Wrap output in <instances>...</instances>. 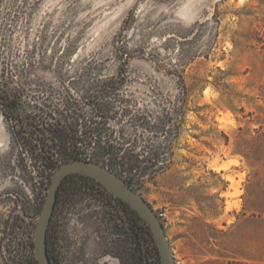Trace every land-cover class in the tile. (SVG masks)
Masks as SVG:
<instances>
[{
	"label": "rangeland",
	"instance_id": "rangeland-1",
	"mask_svg": "<svg viewBox=\"0 0 264 264\" xmlns=\"http://www.w3.org/2000/svg\"><path fill=\"white\" fill-rule=\"evenodd\" d=\"M73 113L140 158L161 152L133 186L176 264H264V0H0V264H35L55 165L39 139L50 150Z\"/></svg>",
	"mask_w": 264,
	"mask_h": 264
},
{
	"label": "trees",
	"instance_id": "trees-1",
	"mask_svg": "<svg viewBox=\"0 0 264 264\" xmlns=\"http://www.w3.org/2000/svg\"><path fill=\"white\" fill-rule=\"evenodd\" d=\"M4 100L6 101V106H10L11 108H15L19 104V96L17 95L4 97ZM4 111L8 112L7 109H4ZM10 113L15 114L16 111H10ZM97 116H101L102 122L107 119V116L101 111L97 112ZM70 118H72L73 124L66 127L58 125V127L50 129L54 141L50 150H45L42 139H39V150L42 153V156L53 160L55 162L54 168L58 162L60 163V159H65L62 163L74 159H88L101 163L115 171L130 186H132V188H134L133 182L137 180L135 173H145L149 168L155 167L159 162L162 166L158 167V169L164 167V163L158 159V154L161 152L156 153L153 151L149 157L140 158L139 153L135 151V145L130 147V150H127L122 144L102 141V129H100V127H86L85 125L84 129H82L77 127L76 123L79 120H83L84 116L73 113ZM80 129H82L85 137L92 136L96 137V139L86 145L79 144V141L76 140V134ZM160 146L164 148V145ZM85 193L94 194L97 199L99 198L98 196H100V200L103 201L104 204L112 203L114 201L119 202L125 206L129 212L135 213L136 264H160L159 251L147 223L137 211L111 194L94 178L79 173L68 175L59 185L56 202L59 203L62 208L67 204L78 203L77 201ZM49 230L50 225L48 227L46 238L48 256ZM34 262L35 264H39L36 257H34Z\"/></svg>",
	"mask_w": 264,
	"mask_h": 264
},
{
	"label": "flooded vegetation",
	"instance_id": "flooded-vegetation-1",
	"mask_svg": "<svg viewBox=\"0 0 264 264\" xmlns=\"http://www.w3.org/2000/svg\"><path fill=\"white\" fill-rule=\"evenodd\" d=\"M17 108L9 110L14 112ZM98 197L94 206L97 212L86 218L66 216H80L83 210L81 213H75V210L82 203H71L61 208L55 201L49 223L48 257L51 264H136L135 213L129 212L119 202L104 204ZM90 209L86 208V212ZM126 221L129 223L128 256L125 242L121 239L122 226ZM73 224L86 225V228L78 234L69 226Z\"/></svg>",
	"mask_w": 264,
	"mask_h": 264
},
{
	"label": "water",
	"instance_id": "water-1",
	"mask_svg": "<svg viewBox=\"0 0 264 264\" xmlns=\"http://www.w3.org/2000/svg\"><path fill=\"white\" fill-rule=\"evenodd\" d=\"M84 174L101 183L111 194L127 203L147 223L158 248L160 264H176L164 225L151 204L120 175L107 166L88 159H74L57 163L47 188L35 231L34 253L39 264H51L47 252V231L53 213L59 185L70 174Z\"/></svg>",
	"mask_w": 264,
	"mask_h": 264
},
{
	"label": "bare ground",
	"instance_id": "bare-ground-1",
	"mask_svg": "<svg viewBox=\"0 0 264 264\" xmlns=\"http://www.w3.org/2000/svg\"><path fill=\"white\" fill-rule=\"evenodd\" d=\"M186 11V10H185ZM186 13V12H185ZM182 14H184V12L182 13ZM185 16H186V14H185ZM228 179H230V180H232V177L230 176V177H227Z\"/></svg>",
	"mask_w": 264,
	"mask_h": 264
}]
</instances>
